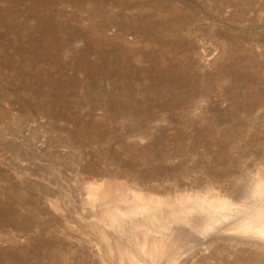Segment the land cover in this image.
I'll return each mask as SVG.
<instances>
[{
	"label": "rangeland",
	"instance_id": "obj_1",
	"mask_svg": "<svg viewBox=\"0 0 264 264\" xmlns=\"http://www.w3.org/2000/svg\"><path fill=\"white\" fill-rule=\"evenodd\" d=\"M0 110V264H264V0H0Z\"/></svg>",
	"mask_w": 264,
	"mask_h": 264
},
{
	"label": "bare ground",
	"instance_id": "obj_2",
	"mask_svg": "<svg viewBox=\"0 0 264 264\" xmlns=\"http://www.w3.org/2000/svg\"><path fill=\"white\" fill-rule=\"evenodd\" d=\"M167 20V19H166ZM173 22V21H172ZM176 25V24H175ZM203 25V24H202ZM182 31V30H181ZM199 32H201V31H199ZM182 33V32H181ZM193 33V32H192ZM191 33V34H192ZM190 34V33H189ZM197 34V33H196ZM195 34V35H196ZM191 36H193V34L191 35ZM186 37H187V35H186ZM223 53H225V52H223ZM169 54V53H168ZM170 55V54H169ZM262 107V106H261ZM1 111V110H0ZM3 112V111H2ZM1 114V113H0ZM264 165V164H263ZM262 165V166H263ZM81 171V170H80ZM260 171V170H259ZM263 172V173H262ZM260 174H261V181L260 182H262V183H259V186H257V189L255 190V195H262V196H260V198H261V201H262V204H259V205H261V207L260 208H258L259 209V212H258V209H256L255 208V211L257 212V213H259V216H257L259 219H255V216L257 215H255V214H253L254 215V217H250V216H248V217H246L244 220H242L241 221V218L239 219V221H241L240 223H238V221H236V223H238V224H236L235 225V230H237V231H249V232H254V231H257L258 233H261V234H263L264 235V224H263V226H260L259 228L258 227H256V226H258V224L260 225V223L262 222H264V170H262L261 172H260ZM101 191V190H100ZM97 196H100V197H102L100 194L99 195H97ZM134 196H136V194H134ZM136 198H140L139 196H136ZM96 201H98V200H96ZM137 201H139V202H137V203H139L140 205L143 203V202H141L142 201V199H140V200H137ZM161 201H159L158 202V204H156L155 206H154V204H148L147 203V205L144 207V209H143V214H142V218H141V220L140 221H142V222H140V223H144V221L146 220V219H149V220H152V222L153 223H159L160 221H162V215L163 214H161V215H159V211H160V205H161ZM253 203V202H252ZM212 205H214L215 207L216 206H221L222 204H218V203H215V202H213L212 203ZM142 206V205H141ZM223 206H225V204H223ZM250 207H251V205H250ZM254 207V206H253ZM175 211H176V209L175 208H173ZM254 209V208H253ZM167 211V213L166 212H164L163 211V213H166V214H168V210H166ZM171 211H173L172 209H170V212L169 213H171ZM174 211V212H175ZM250 211V210H249ZM241 212V211H240ZM195 214H196V216H195ZM226 214V215H225ZM251 214V213H250ZM249 214V215H250ZM165 215V214H164ZM174 214H172V215H169V216H173ZM212 215H214V214H212ZM228 216V213H224L223 214V216ZM175 216V215H174ZM216 216H217V214H216ZM215 216V217H216ZM233 217L234 216H237V215H232ZM239 217H241V216H239ZM209 216H207V214H206V212H205V210L203 209V208H197V209H195V210H192L191 209V206L190 205H188V206H184V208L182 209V211L180 212V214H178V215H176L174 218H172L173 219V221L175 220V221H179L180 223L182 222L183 223V221H185L186 222V225L187 224H189L190 226H191V224L192 225H194L193 227L194 228H196L198 231L200 230V229H203V228H205L206 226H207V224L209 223ZM228 218L229 219H231L230 218V216H228ZM243 218V217H242ZM165 219V218H164ZM169 219V218H168ZM215 219V218H214ZM218 219H219V217H218ZM164 221V220H163ZM166 221H167V219H166ZM169 221H171V220H169ZM218 221V220H217ZM172 222V221H171ZM184 222V223H185ZM214 222V221H213ZM212 222V223H213ZM216 222V221H215ZM260 222V223H259ZM164 223V222H163ZM258 223V224H257ZM160 224V223H159ZM213 224H215V223H213ZM234 224H235V222L233 223V226H234ZM257 224V225H256ZM213 226V225H212ZM219 226V225H218ZM232 226V225H231ZM193 228V229H194ZM124 230V232H125V235L123 234L122 236H121V241H124V242H127V241H129V240H132V242L133 243H137V244H139V243H141L142 241L141 240H139V237H141V236H136L135 234H133V236H132V233L131 232H129L130 231V229H126V227H124L123 228ZM192 229V228H191ZM196 229H194V230H196ZM220 232V231H219ZM258 237V236H257ZM134 238H135V241H134ZM138 238V239H137ZM259 244H260V242H259ZM143 249H142V252H139V253H141L142 255H143V257H155V256H153V253H152V250H145V248L144 247H142ZM139 260V259H138ZM136 264H138V263H136Z\"/></svg>",
	"mask_w": 264,
	"mask_h": 264
}]
</instances>
